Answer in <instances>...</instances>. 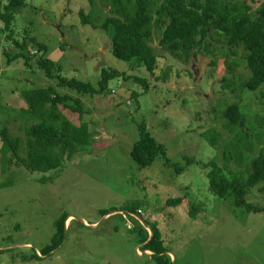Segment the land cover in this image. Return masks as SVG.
<instances>
[{"label": "rangeland", "instance_id": "rangeland-1", "mask_svg": "<svg viewBox=\"0 0 264 264\" xmlns=\"http://www.w3.org/2000/svg\"><path fill=\"white\" fill-rule=\"evenodd\" d=\"M9 1L0 0V14ZM245 1L253 10L264 2ZM114 10L112 0H26L16 15L14 39L33 38L46 45V57L62 67L64 77L97 85L104 68L117 69L147 79L150 89L124 78L111 81L105 96L58 88L61 94L82 99L90 111L83 120L67 109L61 112L76 125L89 122L93 131V149L59 169L40 173L12 166L0 139V264H156L152 253L143 250L142 221L160 229L176 264H264V214L248 212L233 198L215 194L211 168L206 167L214 160L223 166V153L233 145L236 132L224 116L228 105H239L247 116L245 125L254 143L247 158L264 151V91L243 87L250 77L245 52L212 34L185 64L155 40L161 61L152 75L135 60L113 55L110 30L101 26ZM81 12L90 16L89 24L83 23ZM30 51L38 55L30 66L24 58L10 62L19 50L8 37L0 43V131L7 127L24 140L26 121L19 108L27 104L22 92L57 85L37 65L43 54L32 46L26 53ZM143 123L166 146L172 165L158 158L143 169L133 161L131 152ZM33 124L27 121V127ZM215 130L221 133L220 148L208 139ZM259 133L260 140L254 137ZM249 165L250 160L241 166L231 161L240 174H247ZM261 190L264 185L250 189L247 201L264 208ZM177 198H183L182 203L169 204ZM133 206L141 218L130 214ZM63 215L68 221L62 245L42 256ZM134 217L141 224L138 229ZM35 253L41 259L25 261Z\"/></svg>", "mask_w": 264, "mask_h": 264}, {"label": "trees", "instance_id": "trees-1", "mask_svg": "<svg viewBox=\"0 0 264 264\" xmlns=\"http://www.w3.org/2000/svg\"><path fill=\"white\" fill-rule=\"evenodd\" d=\"M90 1L92 4L95 3V0ZM112 1L116 10L112 16L107 17L101 28L106 32L110 30L108 34L112 38V51L116 58L126 62L135 60L146 67L149 73L155 75L161 61L155 40H159L158 46L169 56L187 64L202 51L211 35L216 34L223 37L229 47L241 48L245 52L250 77L243 82V87L253 93L264 91V2L260 8L253 10L245 0ZM25 3L26 0H10L5 6L0 14L2 22L0 43L8 37L19 50L9 58L10 62L24 58L26 65L30 66L31 59L34 56L38 57L31 54L33 51L26 53L30 46L42 53L43 55L37 59V65L48 78L57 80V85L22 92L27 108L21 109L20 113L26 121L24 131L28 136L27 140L14 136L7 127L0 131V139L3 151L8 157L7 161H10L12 166L23 167L31 172L47 173L59 169L67 160L73 159L78 153L90 150L93 146L90 123L81 121L76 125L61 112V109H67L73 114H78L83 120L90 112L89 109L82 99L70 94H61L58 88H67L95 97L109 94L110 82L118 78L134 80L141 84L145 91L150 89V84L145 78L128 76L117 69L106 68L103 69L102 78L97 85L64 77L61 74L62 67L46 57V45L33 38L25 37L22 41L14 39L13 23ZM81 16L83 23L89 24L90 16L84 12H81ZM5 54L9 55L7 52ZM224 116L236 134L230 143L233 144L231 148H226L227 151L223 153V166H219L215 160L206 164L207 168H211L209 178L212 191L222 199L233 198L237 207L245 208L248 212L264 214L263 207L247 201L250 189L264 185V151L256 157L251 155L247 158V153L251 152L249 146L253 147L254 143L250 141L245 125L247 116L239 105H228ZM27 121L34 124L27 127ZM213 132V135H208V139L212 146L220 148L218 141L221 133L216 130ZM254 137L260 140L263 134L259 133ZM231 149L235 150V156L231 155ZM131 157L143 169L152 166L158 158H163L166 165H172L167 156L166 146L152 136L144 123L140 126V138L133 146ZM232 160L239 166L250 160L247 174L234 171L231 166ZM192 163L194 160L188 159V164ZM177 170L180 173L184 172L182 167H178ZM182 201L183 198H177L171 200L169 204H180ZM129 212L138 218L142 217L138 206H133ZM104 215H109V212H105ZM136 219L134 221L137 228L141 224ZM67 221L66 215L57 221L58 230L52 244L40 253L42 256L62 245ZM145 225L153 231V236L150 237L147 228L142 229L141 226L140 238L144 244V252H151L156 264H173V258L168 254L172 252L165 245L160 229L147 221ZM24 259L27 262L41 257L35 253L34 256ZM176 262L177 258L175 264Z\"/></svg>", "mask_w": 264, "mask_h": 264}, {"label": "water", "instance_id": "water-1", "mask_svg": "<svg viewBox=\"0 0 264 264\" xmlns=\"http://www.w3.org/2000/svg\"><path fill=\"white\" fill-rule=\"evenodd\" d=\"M71 218V217H70ZM143 223H144V225H145V222L144 221H142ZM146 226V228H148V229H150L147 225H145ZM92 227H96V226H92ZM151 230V229H150ZM153 236V231L151 230V235H150V237H152ZM2 250L0 249V252H1ZM172 258H173V264H175V261H176V257L174 256V254H172V253H168Z\"/></svg>", "mask_w": 264, "mask_h": 264}, {"label": "crops", "instance_id": "crops-1", "mask_svg": "<svg viewBox=\"0 0 264 264\" xmlns=\"http://www.w3.org/2000/svg\"><path fill=\"white\" fill-rule=\"evenodd\" d=\"M24 108H27V106H25ZM19 109H23V108H19ZM85 223H86V225L90 226V223L87 222L86 220H85ZM93 223H94V222H93ZM93 223H91V224H93Z\"/></svg>", "mask_w": 264, "mask_h": 264}]
</instances>
